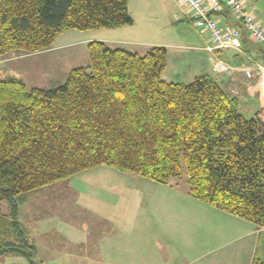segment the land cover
Segmentation results:
<instances>
[{
    "label": "trees",
    "instance_id": "1",
    "mask_svg": "<svg viewBox=\"0 0 264 264\" xmlns=\"http://www.w3.org/2000/svg\"><path fill=\"white\" fill-rule=\"evenodd\" d=\"M132 23L129 0H0V58L48 50L69 29ZM88 50L90 66L56 87L0 78V256L41 264L20 206L100 166L169 184L184 164L192 197L263 228V110L247 118L210 74L168 80L165 46L142 54L94 40Z\"/></svg>",
    "mask_w": 264,
    "mask_h": 264
},
{
    "label": "crops",
    "instance_id": "2",
    "mask_svg": "<svg viewBox=\"0 0 264 264\" xmlns=\"http://www.w3.org/2000/svg\"><path fill=\"white\" fill-rule=\"evenodd\" d=\"M158 1L161 3L163 1L165 5H170V2L171 6L167 8L173 14L174 20L191 22L189 26L194 29V33L191 34L188 30L176 31V36L180 41L173 45H168L165 41L145 43L137 39L139 29L134 28L135 20L133 19V23L129 25L105 28L107 30L98 32L101 35L94 37L93 41L101 40L134 47L141 43L152 44V46L165 45L167 48L172 46L176 54L193 51L188 52L192 55L191 59L196 65L197 71L193 76L212 75L240 98L245 110L249 112L256 109V111L263 110L264 116V92H262L264 78L257 74L258 65L264 64V46L250 38L243 21L238 19L227 5V0H220L222 10L212 12L211 16L224 30L240 29L241 46L239 48H217L211 33L194 24L192 12L180 0ZM202 1L209 6V0ZM149 3L151 4L150 0ZM244 5L246 11L252 13L264 28V0H244ZM128 34L133 36H127ZM33 54L35 53L30 55ZM169 54L168 51V56ZM12 56L15 57H9L6 60L13 59L14 61L20 57ZM216 60H222L230 66V69L215 72L213 66ZM178 62L181 63L179 59ZM2 63L6 62L0 60V67H4L1 66ZM248 70L253 74H248ZM131 177L114 168L97 167L75 175L70 182L60 181L41 188L35 193V195H41L40 204L35 206L28 204L31 195L34 197L31 194L28 200L20 206L22 210L19 219L28 239L35 245L37 262L41 264H165L161 261L165 259L163 253L167 252L163 251L164 245L160 239L152 240V248L146 249V232L149 230L150 222L148 226H140L138 223V216L143 208V195L138 189L136 190L135 183L138 182V178ZM63 191L74 195V205L70 203L72 200L65 201L64 198L67 196L61 194ZM186 193L191 196L189 191ZM24 205H26L25 208ZM7 206L6 211L9 212L8 203ZM23 214L27 221L23 219ZM43 216L44 220L53 216L58 217L59 222H37V219ZM233 217L234 220L228 216L234 226L231 234L236 235L237 238L240 234L246 238L252 237V244L255 248L262 245V252L259 253L257 249H254L253 256L249 257L244 264H252L257 257L264 260V227H258L237 216ZM239 226L245 228L243 233L238 234ZM201 242L204 244L203 237H201ZM147 253L150 255L161 253V257L159 255L158 257H147ZM11 255L18 257L17 260L21 264H29L24 256ZM177 263L180 264V262ZM219 264H224L223 260Z\"/></svg>",
    "mask_w": 264,
    "mask_h": 264
},
{
    "label": "rangeland",
    "instance_id": "3",
    "mask_svg": "<svg viewBox=\"0 0 264 264\" xmlns=\"http://www.w3.org/2000/svg\"><path fill=\"white\" fill-rule=\"evenodd\" d=\"M150 1L151 4L149 0H129V8L135 20L134 28L139 29L136 35L138 36L137 39H141L145 43L165 41L168 45H173L180 41L179 37L176 36V31L188 30L189 33H194V29L189 26L191 22H176L174 20L173 14L167 8V6H171L169 1L170 5H165L163 1L162 3L158 0ZM105 30L107 29H69L59 34L53 46L45 50V52L33 55L11 54L10 56L0 58V60L6 62L1 64L4 67H0V78L10 75L17 76V78L23 79L29 88H52L59 86L66 81L69 72L73 68L90 66L88 45L93 41L94 37L101 35L98 32H105ZM127 36L133 35L128 34ZM108 44L114 48H125L142 54L149 49L150 45L152 46V44L147 45L143 43L135 45V47L126 44ZM167 49L170 54L168 56V66L164 72L165 78L173 81H192L195 78L193 76L194 72L197 70L196 65L191 59L192 55L188 52L193 51L176 54L174 47L171 46ZM12 55L20 57L14 61L13 59L6 60V58L15 57ZM178 59L181 63L178 62ZM213 69L219 73V71L215 70V62ZM257 74L259 77L264 78V64L258 65ZM245 109V106L241 102L239 111L247 118L253 117L257 110L249 112ZM129 175L130 177L138 178V182L135 183L136 190L138 189L143 195V208L139 213L138 223L140 226H148V222H150L148 226L149 230L146 232V249L152 248L151 241L158 238L164 245L163 251L167 252L163 253L165 259L161 263L216 264L217 262L219 264L223 260L224 264H244L249 257L253 256L254 249H257L259 253L262 252V245L255 248L252 244V237L246 238L240 234L245 231L244 227H238V234H240L238 238L235 237L236 235L231 234L234 227L231 222V219L234 220L233 215L187 195L189 183L184 164L181 176L171 180L169 184L157 183L135 174ZM71 178L63 181L70 182ZM61 194L67 196L64 198L65 201L72 200L70 203L74 205L75 198L72 193L66 194L63 191ZM33 195L34 197L31 195L28 204L31 206L40 204L39 197L41 195H35V193ZM25 206L23 207L25 208ZM1 209L7 212L8 206L6 202L1 204ZM19 214L21 215V212ZM23 216V219L27 221L26 216L24 214ZM228 216L231 218L230 220ZM41 221L43 223L47 221L59 222L58 217L54 216L45 220L44 216L37 219V222L40 223ZM201 237L204 238V244L201 242ZM177 248H179V251H177ZM157 252L160 251L157 250ZM158 255L161 257V253H158ZM158 255L147 253V257H158ZM17 258L16 256H12L11 253L1 255L0 264H21Z\"/></svg>",
    "mask_w": 264,
    "mask_h": 264
},
{
    "label": "built area",
    "instance_id": "4",
    "mask_svg": "<svg viewBox=\"0 0 264 264\" xmlns=\"http://www.w3.org/2000/svg\"><path fill=\"white\" fill-rule=\"evenodd\" d=\"M193 14L194 24L201 29L211 33L212 39L217 48H239L241 46V31L239 28L224 30L219 26L211 13L222 10L220 0H209V6L202 0H180ZM227 5L231 8L238 19L243 21L250 38L264 46V28L255 19V16L246 11L244 0H227ZM230 66L222 60L215 61L216 71H227ZM251 75L250 70L247 71Z\"/></svg>",
    "mask_w": 264,
    "mask_h": 264
}]
</instances>
